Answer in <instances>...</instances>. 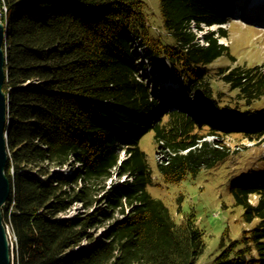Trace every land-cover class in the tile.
<instances>
[{"label":"trees","instance_id":"trees-1","mask_svg":"<svg viewBox=\"0 0 264 264\" xmlns=\"http://www.w3.org/2000/svg\"><path fill=\"white\" fill-rule=\"evenodd\" d=\"M233 4L160 0L158 23L144 0H0L11 184L3 220L15 237L12 264H197L204 232L193 212L177 220L149 191L153 172L141 142L153 134L165 182L203 169L223 172L225 164L217 167L230 153L205 134L264 141V107H254L264 99V67L243 62L216 72L231 92L214 110L223 127H201L204 117L166 109L141 71L150 66L159 80L180 83V95L201 92L213 107L211 64L237 56L220 42L228 36L224 27L201 38L198 30L229 22ZM232 121L255 128L232 129ZM260 160L242 174L224 175L252 226L222 242L211 264H264ZM77 203V212L66 215Z\"/></svg>","mask_w":264,"mask_h":264},{"label":"rangeland","instance_id":"rangeland-1","mask_svg":"<svg viewBox=\"0 0 264 264\" xmlns=\"http://www.w3.org/2000/svg\"><path fill=\"white\" fill-rule=\"evenodd\" d=\"M144 1L148 4L150 13L154 16L155 21L161 23L160 0ZM246 1L236 0L237 3L240 2L243 6H245ZM250 1L255 3L254 10L264 12V0ZM230 16V22L224 25L228 36L220 37V42L231 46L233 53L237 56V61H231L228 57H220L211 64L210 71L214 75L212 80L216 88L213 96V99L216 100H214L213 107L210 105V108H207V104L203 103V98L201 97L204 94L201 92H184L182 90L184 94L180 95L181 87L179 83H172L170 82L171 79L159 80L155 74L150 72V66L145 71H141V75L151 84L153 89H156L157 97L160 98L161 103L166 109L169 107L181 108L194 113L198 118L201 117L200 119L203 116L214 117V110L219 107L223 108V100L227 99L225 93L227 95L231 93L228 86L222 83V80L216 74L220 67L227 66L228 64L229 66H233L243 62L264 67V25L249 23L244 19L246 16L244 13L242 16H239L237 12L236 14L232 12ZM4 24L6 25V23ZM193 26L194 30H197L194 24ZM218 27V24L214 26L203 25V30H198L199 38L206 31L215 30ZM218 91L224 93L219 95ZM234 97H236L235 92H233L231 100H234ZM234 103L229 105L233 110ZM254 107H264V99L254 103ZM205 136L206 140L209 141L220 140L221 144L219 145L230 153V156L217 167L219 168L225 164L223 172L219 171V169H203L196 176L188 175L179 183H168L163 180L158 168V159L162 154L158 152L157 145L153 140V134L147 135L141 142V146L147 154L153 172V184L149 186V191L153 196L161 198L171 208L177 220L182 219V212H193L197 225L204 232L206 248L199 257L197 264L213 263L222 249V242L228 243L231 239L239 238L244 229L252 226V224L243 221L242 207L234 205L232 195L227 187L228 179L224 175H231L232 177L242 174L249 165L255 164V158L258 156H261L263 159L260 162L264 161V141L255 143L236 134L225 136L205 134ZM197 148L200 149L199 142H197ZM123 155L124 152L122 151ZM75 165L80 167L79 162ZM64 168L66 172L72 171L71 166ZM256 198L257 196L255 195L252 197L253 202L256 201ZM80 207L81 203H77L66 215L75 214ZM179 207L182 210L180 212L178 210ZM106 226L99 228L97 236L106 230ZM10 242L13 246V235L10 237ZM84 244L90 243L84 241L82 245Z\"/></svg>","mask_w":264,"mask_h":264},{"label":"water","instance_id":"water-1","mask_svg":"<svg viewBox=\"0 0 264 264\" xmlns=\"http://www.w3.org/2000/svg\"><path fill=\"white\" fill-rule=\"evenodd\" d=\"M7 38V28L0 20V264H12L13 246L7 226L3 220V206L9 198L11 184L5 172L8 161V94L4 91V83L7 77L6 54L4 43ZM7 125V126H6Z\"/></svg>","mask_w":264,"mask_h":264},{"label":"bare ground","instance_id":"bare-ground-1","mask_svg":"<svg viewBox=\"0 0 264 264\" xmlns=\"http://www.w3.org/2000/svg\"><path fill=\"white\" fill-rule=\"evenodd\" d=\"M258 1H260V0H258ZM247 2V1H246ZM242 5V4H241ZM248 5V4H247ZM249 7V5L245 8V9H247ZM251 9V8H250ZM2 17V16H1ZM0 20H1V18H0ZM6 226H7V229H8V233H9V236L10 237H12V235H13V237H14V234L12 233V230H11V227H10V225L9 224H5ZM15 238V237H14ZM12 262H13V257H12Z\"/></svg>","mask_w":264,"mask_h":264},{"label":"built area","instance_id":"built-area-1","mask_svg":"<svg viewBox=\"0 0 264 264\" xmlns=\"http://www.w3.org/2000/svg\"><path fill=\"white\" fill-rule=\"evenodd\" d=\"M2 16V15H1Z\"/></svg>","mask_w":264,"mask_h":264}]
</instances>
